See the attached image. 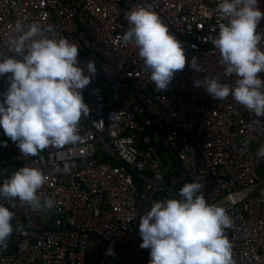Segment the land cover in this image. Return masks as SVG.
<instances>
[{
	"label": "built area",
	"instance_id": "built-area-1",
	"mask_svg": "<svg viewBox=\"0 0 264 264\" xmlns=\"http://www.w3.org/2000/svg\"><path fill=\"white\" fill-rule=\"evenodd\" d=\"M221 0H0V56L19 59L10 44L36 24L40 33L79 46V66L97 75L82 90L89 116L81 140L22 156L0 128V186L21 167L38 168V195L54 201L36 211L18 199L0 203L14 213L13 232L0 247V264H149L139 218L153 202L179 199L185 181L203 186L207 203L231 218L224 234L234 264H264V117L229 95L212 99L193 81L215 77L235 85L212 43L227 23ZM264 12V0H258ZM149 6L184 46L186 65L166 90H157L138 48L124 43L126 14ZM51 27V31H49ZM264 32V19L257 26ZM264 50V43L259 45ZM195 57L200 72L188 64ZM105 69L107 71H105ZM264 79V72L258 74ZM8 88L0 77V102ZM4 143L6 147L2 146ZM161 148L166 151L161 152ZM101 152L102 157L98 156ZM111 247L114 256L107 255Z\"/></svg>",
	"mask_w": 264,
	"mask_h": 264
},
{
	"label": "clouds",
	"instance_id": "clouds-1",
	"mask_svg": "<svg viewBox=\"0 0 264 264\" xmlns=\"http://www.w3.org/2000/svg\"><path fill=\"white\" fill-rule=\"evenodd\" d=\"M218 10L228 22L220 24L212 43L219 50L226 75L235 74L237 80L230 87L204 76L194 80L193 87L202 88L214 100L231 95L257 117H264V79L258 75L264 72V50L259 47L264 43V32L257 31L264 12L258 0H221ZM126 19L132 27L123 34V42L138 48L157 90H166L174 74L185 68L183 44L149 6L129 11ZM15 30L22 34L10 44L20 58L0 56V77H6L8 83L0 102V128L25 157L37 156L52 144L77 143L81 140V118L90 113L82 90L97 75L95 62H87L85 74V68L79 66L76 44L65 38L34 39L41 31L36 24L24 31L17 21ZM188 66L200 72L195 57ZM257 156L264 157V145ZM44 183L40 169L21 167L4 180L0 198L18 199L36 211L51 210L54 201L38 195ZM203 186L185 183L179 199L155 201L139 218V247L150 250L149 264H234L232 245L224 234L231 218L223 207L206 202ZM10 207L0 203V247L7 246L14 230ZM106 254L115 255L111 247Z\"/></svg>",
	"mask_w": 264,
	"mask_h": 264
},
{
	"label": "trees",
	"instance_id": "trees-1",
	"mask_svg": "<svg viewBox=\"0 0 264 264\" xmlns=\"http://www.w3.org/2000/svg\"><path fill=\"white\" fill-rule=\"evenodd\" d=\"M163 151H166L164 148H161V152H163ZM185 183H191L190 181H185V182H182V183H180L179 184V186H178V188H177V193L179 194V190L183 187V185L185 184ZM204 198H205V200H206V202H207V199H206V197L204 196Z\"/></svg>",
	"mask_w": 264,
	"mask_h": 264
},
{
	"label": "rangeland",
	"instance_id": "rangeland-1",
	"mask_svg": "<svg viewBox=\"0 0 264 264\" xmlns=\"http://www.w3.org/2000/svg\"><path fill=\"white\" fill-rule=\"evenodd\" d=\"M98 156H99V157H102V154H101V152H98Z\"/></svg>",
	"mask_w": 264,
	"mask_h": 264
}]
</instances>
